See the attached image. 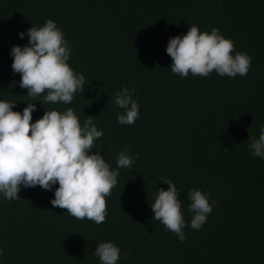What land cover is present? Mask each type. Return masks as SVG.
<instances>
[{
  "label": "trees",
  "instance_id": "16d2710c",
  "mask_svg": "<svg viewBox=\"0 0 264 264\" xmlns=\"http://www.w3.org/2000/svg\"><path fill=\"white\" fill-rule=\"evenodd\" d=\"M49 19L70 47L68 64L85 77L70 104L27 96L11 68V48L26 46L28 30ZM193 25L219 29L234 42L232 55L247 53V76L172 73L168 42ZM123 88L136 90L133 125L117 120ZM0 101L21 114L35 103L32 123L68 108L81 126L93 117L103 136L90 154L119 172L99 225L53 207L58 184L21 186L15 200L0 193V264H100L102 242L119 247L117 264H264V158L250 149L264 127V0H0ZM125 148L134 162L118 168ZM161 178L178 189L184 242L153 219L157 190L168 189ZM193 189L212 205L199 230L191 228Z\"/></svg>",
  "mask_w": 264,
  "mask_h": 264
},
{
  "label": "clouds",
  "instance_id": "9594fccd",
  "mask_svg": "<svg viewBox=\"0 0 264 264\" xmlns=\"http://www.w3.org/2000/svg\"><path fill=\"white\" fill-rule=\"evenodd\" d=\"M24 35L19 33L20 38ZM27 37L26 46H13L10 52L11 68L21 76L19 87L27 90V96L43 95L45 102L70 104L75 93L83 92L85 77L68 64L70 47L63 32L49 19L42 27H31ZM234 48V42L221 35L219 29L201 32L193 25L186 35L171 38L166 52L172 60L171 72L182 78L189 73L208 77L213 72L221 77L247 76L252 58L244 52L232 55ZM135 91L123 88L115 96V104L125 110L117 115L121 125H133L139 118V104L132 98ZM15 105L0 101V193L5 199L15 200L19 199L21 186L52 191L58 184L51 200L53 207L66 209L77 220L104 223L105 198L117 185L119 172L112 170L99 152L90 154L96 148L95 142L103 136L93 117L89 116L81 126L75 112L68 108L63 113L45 111L42 118L32 123L35 103L27 104L22 114L13 111ZM250 149L253 156L264 158V127ZM128 151L125 148L119 153L118 168H131L134 160ZM161 181L168 189L157 190L155 202L150 205L153 219L184 242L186 224L178 189L169 179ZM188 198L189 211L194 213L191 228L199 230L212 212V205L208 194L200 190H190ZM94 255L100 264H117L120 249L111 242H102Z\"/></svg>",
  "mask_w": 264,
  "mask_h": 264
}]
</instances>
